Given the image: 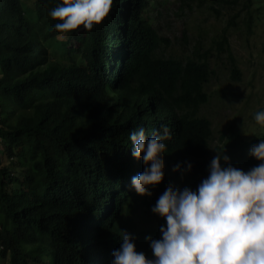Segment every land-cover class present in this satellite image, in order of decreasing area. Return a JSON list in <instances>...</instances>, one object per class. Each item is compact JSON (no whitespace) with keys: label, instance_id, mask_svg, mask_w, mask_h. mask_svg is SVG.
<instances>
[{"label":"trees","instance_id":"16d2710c","mask_svg":"<svg viewBox=\"0 0 264 264\" xmlns=\"http://www.w3.org/2000/svg\"><path fill=\"white\" fill-rule=\"evenodd\" d=\"M181 1L185 13L213 0ZM60 2L0 0V260L110 264L120 230L150 258L145 236L158 239L165 222L137 230L136 216L153 205L148 198L155 200L168 185L195 190L207 176L211 149L225 146L228 162L247 171L259 163L248 152L264 133L249 144L234 139L212 146V122L199 114L210 101L206 86L215 71L198 48L186 60L159 54L171 43L150 14L161 0H112L98 25L67 32L56 31L58 21L48 15ZM251 7L247 0L228 26L247 11L253 28ZM228 29L215 44L229 54L232 79L239 81ZM61 37L67 60L52 59L47 50ZM161 125L172 133L164 176L150 196H141L130 179L143 163L131 156L128 136L137 127L149 135Z\"/></svg>","mask_w":264,"mask_h":264},{"label":"clouds","instance_id":"9594fccd","mask_svg":"<svg viewBox=\"0 0 264 264\" xmlns=\"http://www.w3.org/2000/svg\"><path fill=\"white\" fill-rule=\"evenodd\" d=\"M111 5L112 0H61L48 15L58 21L53 25L58 32L81 25L90 30L105 18ZM252 119L264 127V110L255 112ZM171 138L165 125L149 135L143 127L130 131L131 156L143 163V171L130 179L138 195L150 196V188L162 181L165 141ZM211 150L215 155L207 176L195 190L168 185L151 207L165 222L158 239L145 236L151 257L137 251L135 238L120 230V244L112 251L110 264H264V139L250 147L248 154L259 163L247 171L228 162L225 146ZM179 169V164L173 167V171Z\"/></svg>","mask_w":264,"mask_h":264},{"label":"rangeland","instance_id":"374dc122","mask_svg":"<svg viewBox=\"0 0 264 264\" xmlns=\"http://www.w3.org/2000/svg\"><path fill=\"white\" fill-rule=\"evenodd\" d=\"M246 1L240 0L236 6H227L213 0L206 7L194 5L192 10L186 8L187 11L183 13L179 10L181 0H161L164 3L150 12L160 35L171 41L168 47L159 51L163 57L186 60L192 58L196 48L201 54L209 55V62L215 74L206 86L210 101L201 109L199 115L212 122V146L229 145L234 139L238 140L239 144H249L264 133V127L257 125L252 119L255 112L264 110V0H252L250 11L254 21L253 28H248L247 11L241 12L236 26H228ZM211 6L215 10H212ZM225 29H228L231 54L241 73L239 81L232 79L229 54H220L215 44ZM184 34H187V39ZM63 39L64 37H61L60 41L53 40L46 45L52 59L67 60L61 42ZM183 187V184L178 185V188ZM156 199L148 198L153 202L152 206ZM152 206L142 208L136 216L138 231L157 229L164 222L151 212ZM0 264L5 263L1 261Z\"/></svg>","mask_w":264,"mask_h":264}]
</instances>
